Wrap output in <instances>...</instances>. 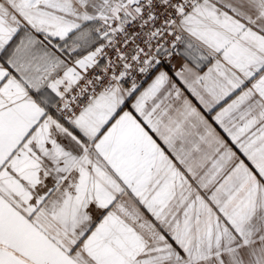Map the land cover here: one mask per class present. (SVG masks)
<instances>
[{"label": "snow or ice", "instance_id": "obj_1", "mask_svg": "<svg viewBox=\"0 0 264 264\" xmlns=\"http://www.w3.org/2000/svg\"><path fill=\"white\" fill-rule=\"evenodd\" d=\"M0 264H264V0H0Z\"/></svg>", "mask_w": 264, "mask_h": 264}]
</instances>
